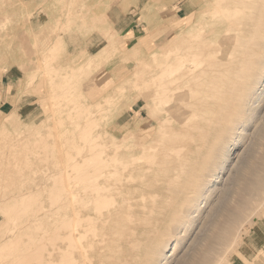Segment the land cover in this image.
<instances>
[{
  "label": "rangeland",
  "instance_id": "1",
  "mask_svg": "<svg viewBox=\"0 0 264 264\" xmlns=\"http://www.w3.org/2000/svg\"><path fill=\"white\" fill-rule=\"evenodd\" d=\"M173 1L169 0V3ZM164 2L0 0V127L4 122L8 125V132L5 131L0 139L1 235H9L15 227L19 228L16 234L30 233L35 215H48L54 207L56 209L55 202L59 200L62 203L65 199L64 172L70 156L98 150L103 141L100 140L101 133L111 136L116 134L114 131L119 125L128 129L130 124L132 131L137 120L149 123L152 134L157 132L158 121L146 108L149 101L139 98L137 104L134 105V102L137 91L148 96L160 84L159 81H148L151 69L148 64L149 46H156L162 41L161 26L163 20L167 25L169 15L163 19L162 14L161 20L153 19L151 11L160 9ZM178 6L180 8V3ZM111 7L121 19L115 27L107 20ZM170 7L172 9L171 4L168 11ZM188 8L195 11L197 5ZM170 14L172 18L169 22L175 28L180 21L179 16L186 15L184 11L179 16V13ZM134 23L137 26L133 31ZM157 97L162 96L155 93L149 104L155 114L158 111ZM119 107L124 109V116H118ZM197 108L188 104L181 107V113L170 116L172 128L177 117L175 126L179 131L173 137L176 140L168 139L170 141L164 147L165 158L171 156L174 149L190 155L195 151L193 147L206 151L207 155L213 151L212 157L223 150L219 160H223L226 150L228 152L233 148V152L222 164V169L217 166L212 169L211 182L202 190L212 193L208 198H202L201 201L205 202L196 221L187 224L180 237H171L174 240L166 250L167 261L170 262L165 264H179L194 253L204 254L211 243H208L207 235L223 232L222 226L228 214L232 216L234 212L242 213V218L244 214L245 218L233 224L226 249L220 257L224 258L225 264H264V158L261 157L264 138L260 141L257 136L264 119L254 121L250 126L246 123L243 134H232L216 150H212L214 138L209 139L207 145H202L204 139L201 137L203 126L209 123L203 116L209 107L204 110ZM137 110H140L141 117H136L139 115ZM196 111L198 117L195 116ZM220 118L222 120L221 115ZM38 129L42 132L37 137L45 135L50 144L40 146V143L36 147L38 140H35V133ZM28 139H34L36 143ZM249 159L253 166L245 171L241 168L242 162ZM9 195H16L17 198L9 199ZM3 200H6L5 203ZM9 202L10 206H7ZM11 247L0 252L3 264H6L4 261L15 260L9 256L16 255V246ZM172 254L174 257H171Z\"/></svg>",
  "mask_w": 264,
  "mask_h": 264
},
{
  "label": "bare ground",
  "instance_id": "2",
  "mask_svg": "<svg viewBox=\"0 0 264 264\" xmlns=\"http://www.w3.org/2000/svg\"><path fill=\"white\" fill-rule=\"evenodd\" d=\"M194 4L196 10L190 11L188 7ZM171 10L163 44L159 52L150 53L148 64V81H159L158 89L148 96L137 91L134 102L137 104L139 98L149 101L146 108L158 121L157 132L152 134L149 123L137 120L133 132L131 124L129 132L119 125L116 134L101 133L103 141L98 150L71 155L64 172L65 201L52 202L57 207L48 215H35L30 233L16 234L15 227L10 228V234L6 232L9 235L0 234V252L16 246V255L9 256L15 260L4 261L6 264H165L166 250L174 240L171 237H180L181 230L196 221L205 202L202 198L212 193L202 192L211 182L212 169H222L233 149L224 152L223 160H219L223 150L212 157L213 151L207 155L196 147L190 155L174 149L165 158L168 139L179 131L175 126L177 117L172 128L170 116L181 113V107L188 104L200 110L211 108L204 111L209 123L203 126L201 137L202 145L214 138L212 150L232 134H243L246 123L250 126L264 119V0H179ZM182 11L185 16H179ZM170 13H179L176 28L169 22ZM155 93L162 96L156 99L157 114L149 105ZM123 111L118 109V116H124ZM136 114L142 115L140 110ZM6 130L4 122L0 139ZM39 130L36 137L42 132ZM44 136L34 138L38 144L33 139L36 147L40 143L48 145ZM257 136L260 141L264 138V120ZM252 166L249 159L242 162L241 168L247 171ZM14 198L17 196L9 199ZM228 215L223 232L207 235L209 249L201 256L194 253L185 257L179 264H225L220 256L230 230L236 221L245 218L242 213Z\"/></svg>",
  "mask_w": 264,
  "mask_h": 264
},
{
  "label": "crops",
  "instance_id": "3",
  "mask_svg": "<svg viewBox=\"0 0 264 264\" xmlns=\"http://www.w3.org/2000/svg\"><path fill=\"white\" fill-rule=\"evenodd\" d=\"M174 1L169 3V0H167V1L165 0V2L163 3L164 5H160V9L156 8V10L151 11L153 19H158L159 18L161 20V15L162 14H163V19H164L165 16L168 15V13H169V11H168L169 4L172 5V9L173 10H171V12H173L174 11V7L176 6V2H174ZM170 9H171V7H170ZM107 15H108L107 20L110 21V23H112L111 25L113 27H115L118 23H121L120 22L121 19L119 18V13H117V11L114 10V7L110 8V11H108ZM138 20H139V18H138ZM136 22L137 21H135V23ZM135 23L132 25L133 27L131 26L132 27L131 30H133V31L135 30L134 28L137 26V24H135ZM137 23H139V24H141L143 26L146 25V23L144 24L141 21L140 22L138 21ZM161 27H163L162 30H163V35H164V29L166 27L164 20H163V23H162ZM163 41H164V36H163L162 41L156 43V46L155 45H150L149 47L151 49V52H159V49L162 46ZM157 45H159V46H157Z\"/></svg>",
  "mask_w": 264,
  "mask_h": 264
}]
</instances>
